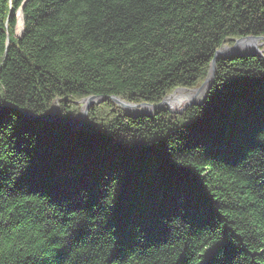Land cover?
I'll list each match as a JSON object with an SVG mask.
<instances>
[{
	"label": "trees",
	"instance_id": "16d2710c",
	"mask_svg": "<svg viewBox=\"0 0 264 264\" xmlns=\"http://www.w3.org/2000/svg\"><path fill=\"white\" fill-rule=\"evenodd\" d=\"M249 35L264 0H0V264H264L260 56L217 57L180 114L71 125L198 87Z\"/></svg>",
	"mask_w": 264,
	"mask_h": 264
},
{
	"label": "water",
	"instance_id": "95a60500",
	"mask_svg": "<svg viewBox=\"0 0 264 264\" xmlns=\"http://www.w3.org/2000/svg\"><path fill=\"white\" fill-rule=\"evenodd\" d=\"M18 13L21 16V24H22L21 30L18 33V35H21L22 30H23L22 7L19 9ZM261 41H264V37L249 35L246 37L235 39L233 45H222L219 49H217L215 51L214 57H213L212 61L210 62V65H209V70H208L207 76L198 87L192 88V89H186L183 87L175 88L170 94L166 95L158 104L131 103V102H127V101L121 99L118 96H110V97L89 96V97H86L80 101L81 102V107H80L81 110L79 113V115L81 116L80 122L73 123V124L68 123V124H71L74 129L82 126L84 119L87 116L89 108L92 105L97 104V103L104 101V100H107V99H110L114 104L118 105L120 108H122L123 110H125L129 113H143V114L149 115L151 113L157 112L158 110L167 108L170 112H172L174 114H180L189 106L200 104L201 101L203 100L208 88L210 87V85L213 81V76H214V71H215V62H216L217 57L245 54V55H258L264 60V51H261L259 49V42H261ZM202 89H203V95L200 99H198V101H196L192 97L181 108L175 109V110H172V109H170V107L168 105H165L166 98L173 96V94L177 91H180V90L191 91L192 90L194 92H199ZM54 111L52 112V114L48 118H46V120H52V121H56V122H58V121L65 122V121L61 120L60 118H57L56 116H54ZM28 117L32 118V119H38V117H35L32 115H29Z\"/></svg>",
	"mask_w": 264,
	"mask_h": 264
},
{
	"label": "bare ground",
	"instance_id": "6f19581e",
	"mask_svg": "<svg viewBox=\"0 0 264 264\" xmlns=\"http://www.w3.org/2000/svg\"><path fill=\"white\" fill-rule=\"evenodd\" d=\"M19 14V13H18ZM20 15V14H19ZM22 25V24H21ZM186 91V90H185ZM184 90L177 91L173 94V96H170L166 98L165 105H168L170 109L175 110L181 108L190 98H194L196 101L200 99L203 95V89L199 92L189 91L185 92ZM174 106H181L179 108ZM174 107V108H172Z\"/></svg>",
	"mask_w": 264,
	"mask_h": 264
},
{
	"label": "rangeland",
	"instance_id": "374dc122",
	"mask_svg": "<svg viewBox=\"0 0 264 264\" xmlns=\"http://www.w3.org/2000/svg\"><path fill=\"white\" fill-rule=\"evenodd\" d=\"M17 22H18V14H17ZM16 33H17V34L19 33L18 30H17V26H16ZM263 44H264V41L259 42V49H260L261 51H264V49L261 48V47H263ZM185 92H189V91L186 90ZM80 107H81V103H80ZM54 110H55V111H54V116H56V115L58 114L59 108L56 107ZM80 110H81V108H80ZM79 113H80V111H79ZM79 113H78V116L81 117V116L79 115ZM77 120H78V118L76 117V118H75V121H76L75 123H78ZM79 122H80V121H79Z\"/></svg>",
	"mask_w": 264,
	"mask_h": 264
}]
</instances>
